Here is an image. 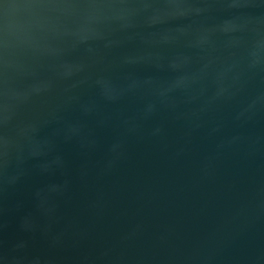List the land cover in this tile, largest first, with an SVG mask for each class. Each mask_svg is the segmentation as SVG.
I'll return each instance as SVG.
<instances>
[{
    "label": "water",
    "instance_id": "obj_1",
    "mask_svg": "<svg viewBox=\"0 0 264 264\" xmlns=\"http://www.w3.org/2000/svg\"><path fill=\"white\" fill-rule=\"evenodd\" d=\"M0 264H264V0H0Z\"/></svg>",
    "mask_w": 264,
    "mask_h": 264
}]
</instances>
